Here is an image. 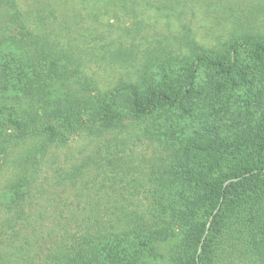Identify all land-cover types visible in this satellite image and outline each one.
Returning a JSON list of instances; mask_svg holds the SVG:
<instances>
[{"label":"rangeland","instance_id":"374dc122","mask_svg":"<svg viewBox=\"0 0 264 264\" xmlns=\"http://www.w3.org/2000/svg\"><path fill=\"white\" fill-rule=\"evenodd\" d=\"M17 2L27 25L61 52L67 77L37 80V58L4 40L17 33L0 7V66L13 84L0 101L24 114L37 108L33 99L55 107L38 110L36 124L59 133L44 151L46 134L15 144L0 116V264H179L194 253L197 226L206 220L205 209L188 221L178 217L199 193L195 176L210 177L201 145L223 142L231 151L255 139L264 153L256 53L238 56L247 82L238 77L233 85L201 69L190 99L149 115L117 95L119 122L98 119L94 91L84 85L102 93L120 82L143 93L162 82L179 86L198 54L187 42L221 52L236 36L264 40V0Z\"/></svg>","mask_w":264,"mask_h":264},{"label":"trees","instance_id":"16d2710c","mask_svg":"<svg viewBox=\"0 0 264 264\" xmlns=\"http://www.w3.org/2000/svg\"><path fill=\"white\" fill-rule=\"evenodd\" d=\"M0 7L7 10L8 24L17 33H12L4 40L12 47L23 48L33 58H37V80L45 84L66 78L65 66L58 63L61 52L42 40L27 25V18L19 9L17 0H0ZM187 45L197 50L198 54L190 62L183 83L179 86L162 82L158 86H150L143 93L136 84L120 82L112 90L102 93L96 87L84 85L85 91L93 89V99L103 112H100L98 119L103 124L121 120V114L116 111V96L121 94L130 99L135 112L141 115H149L167 104H182L192 97L196 77L201 69L215 71L233 85L238 77L240 82H247L248 72L238 68V56L242 49H251L256 53V75L264 78V40L255 36L245 34L231 38L221 52L198 47L195 40L187 42ZM5 70L0 66L2 98L13 90V84L5 77ZM10 98L11 95L7 99ZM31 101L37 108L27 114L18 111L11 103L0 101V116L5 115L12 127L14 135L10 136V141L15 144L16 140L26 139L27 136L46 134L47 142L41 146L44 151L49 144L59 141V133L52 125L37 126L40 116L36 115L38 110L43 109L49 114L56 108L50 110L39 104L38 100ZM261 131V139L264 141V124ZM255 142L258 141L253 139L247 146L239 144L231 151L223 142L201 145L202 151H206L203 170L210 177L195 176L199 193L186 200L187 207L179 211L178 217L188 221L195 217L197 211L205 209L206 220L197 226L194 253L184 256L183 261L181 256L179 264H264V153L257 152ZM65 260V264H68V259ZM72 264L85 262L75 260Z\"/></svg>","mask_w":264,"mask_h":264}]
</instances>
